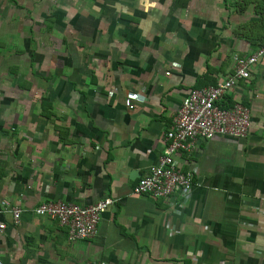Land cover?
Returning a JSON list of instances; mask_svg holds the SVG:
<instances>
[{
	"label": "crops",
	"instance_id": "crops-1",
	"mask_svg": "<svg viewBox=\"0 0 264 264\" xmlns=\"http://www.w3.org/2000/svg\"><path fill=\"white\" fill-rule=\"evenodd\" d=\"M27 4L9 29L0 14V202L21 209L2 217L1 264H264V57L222 101L248 107L247 135L175 155L196 170L186 198L132 192L182 99L257 49L237 31L259 19L254 0ZM107 197L90 239L34 214Z\"/></svg>",
	"mask_w": 264,
	"mask_h": 264
},
{
	"label": "built area",
	"instance_id": "built-area-1",
	"mask_svg": "<svg viewBox=\"0 0 264 264\" xmlns=\"http://www.w3.org/2000/svg\"><path fill=\"white\" fill-rule=\"evenodd\" d=\"M263 57L264 46L251 54H234V69L228 77L213 85L189 91L182 99L171 127L165 133L162 155L133 186V194L165 198L177 194L180 198H186L193 186L196 170L180 168L175 155L179 151L191 152L200 139L208 140L215 136L244 138L247 135L250 127L248 107L241 102H233L230 107H224L222 101L237 86L239 80L250 78L249 67ZM125 105L130 106L128 98ZM112 203L113 200L108 197L86 206L49 201L36 206L34 214L53 219L65 227L69 241L84 240L95 236L101 214ZM6 214H10L13 224H18L21 209L7 201L0 202V232L9 225L2 219ZM91 264L105 263L98 261Z\"/></svg>",
	"mask_w": 264,
	"mask_h": 264
},
{
	"label": "trees",
	"instance_id": "trees-1",
	"mask_svg": "<svg viewBox=\"0 0 264 264\" xmlns=\"http://www.w3.org/2000/svg\"><path fill=\"white\" fill-rule=\"evenodd\" d=\"M254 3L256 4V9L260 12L259 19L257 22H252V24L248 22L247 25L240 26L237 31L239 35H243L246 39L251 41L253 45H256V48H258L264 46V34L260 33L261 29L264 31V0H254ZM255 24L257 29H260L259 33L254 31Z\"/></svg>",
	"mask_w": 264,
	"mask_h": 264
},
{
	"label": "rangeland",
	"instance_id": "rangeland-1",
	"mask_svg": "<svg viewBox=\"0 0 264 264\" xmlns=\"http://www.w3.org/2000/svg\"><path fill=\"white\" fill-rule=\"evenodd\" d=\"M14 1V2H13ZM0 0V14L2 30L9 29L11 20L16 17H24L27 10V0Z\"/></svg>",
	"mask_w": 264,
	"mask_h": 264
}]
</instances>
